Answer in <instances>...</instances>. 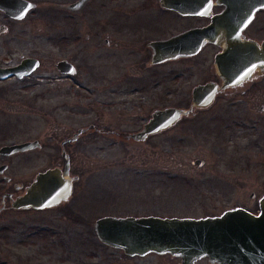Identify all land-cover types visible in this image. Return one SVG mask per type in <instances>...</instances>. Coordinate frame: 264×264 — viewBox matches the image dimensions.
Returning a JSON list of instances; mask_svg holds the SVG:
<instances>
[{"label": "rangeland", "instance_id": "rangeland-1", "mask_svg": "<svg viewBox=\"0 0 264 264\" xmlns=\"http://www.w3.org/2000/svg\"><path fill=\"white\" fill-rule=\"evenodd\" d=\"M36 2L38 9L0 36L1 66L16 65L25 57L39 60L29 77L0 81V147L25 140L57 146L91 124L138 130L156 109L188 107L191 88L181 64L147 68L144 59L140 63L103 44L104 15L98 10L93 23L85 8L67 21L57 12L55 0ZM62 59L75 64V75L57 71L55 65ZM224 111L223 103L214 109L215 114ZM201 116L179 119L159 134L156 150L139 144L125 151L116 143L106 145L102 136L95 143L104 146L101 152L78 148L74 158L84 176L67 203L55 208L13 210L7 199L3 205V194L20 193L15 184H25L52 165L46 163L53 151L36 149L31 162L23 154L14 156L3 173L10 182L0 175L1 264H149L148 259H129L102 245L95 238V220L146 214L195 217L252 204V192L264 193V142L249 145L246 115L236 117L244 125L236 133H231V114L221 132L214 125L206 137L199 130ZM196 159L204 164L196 168L191 164ZM86 170L93 174L92 182ZM62 209L81 221H71Z\"/></svg>", "mask_w": 264, "mask_h": 264}, {"label": "flooded vegetation", "instance_id": "flooded-vegetation-1", "mask_svg": "<svg viewBox=\"0 0 264 264\" xmlns=\"http://www.w3.org/2000/svg\"><path fill=\"white\" fill-rule=\"evenodd\" d=\"M24 1L34 4V7L30 8L23 19L38 9L40 2L36 1L41 0ZM79 1L55 0V7L57 12L61 11L62 17L67 21L70 18H76L78 11L85 8L87 20L89 23H93L95 10L101 12L104 15L101 16L100 26L104 30L101 39L103 44L111 48L112 51H118L123 56L138 58L140 63L144 59L147 62V68L168 64L182 65L184 75L188 77L187 86L191 88L190 97H186L188 107L185 110L189 112L182 118H194L197 114L202 115L199 119V130L205 137L208 130L214 125L218 131L223 129L222 127L226 126L227 121L230 120L231 114L233 115L232 121H234L231 133H236L238 128H244V125L237 122V118L243 114L247 116L245 130H248L250 136L249 145L258 146L262 141L264 142V0ZM76 4H79L77 8L70 9L72 5ZM20 20H15L0 10V36L7 35L13 25ZM76 36L74 34L73 38ZM177 38L181 40L178 45L181 49L176 51L166 49L165 52H156L159 43ZM159 55L169 56L170 59L160 64L153 63L154 56ZM67 61L75 68V72L72 74L75 75L77 67L71 61ZM8 65L10 64L3 67ZM197 86L207 88L203 98H207L208 95L212 96L206 105L196 106L193 103V89ZM205 101L207 102L206 99L202 100V102ZM219 103L225 104V111L222 115L214 113V109ZM244 105L245 108L242 107ZM243 108L244 111L240 113V109ZM209 113L211 116L207 117ZM150 117L138 130L99 129L91 124L89 130L79 128L72 137L60 140L57 146L56 142L48 144L38 142L39 145L33 149L6 156L0 154V166L6 165L8 170V164H12V159L16 155L23 154L31 162L32 152L36 149L42 151L45 147H49L53 151V154H47L48 161L46 163L52 165L34 173L32 177L25 180V184H15L16 187L19 186L18 189L14 187L15 190L20 193H7L11 197L6 195L1 202L4 205V200L7 199L11 205V199L21 195L38 173L53 168L64 171L66 164L69 165L67 178L72 181L71 186L74 188L75 183L84 176V169L76 165L80 163L75 160L74 152H77L78 148L84 150V147L87 151L97 149L101 152L104 146L101 149L95 146V143H99V136L103 137L106 145L116 143L125 151L128 147H135L139 144L156 150L157 136L169 131L172 126L149 134L143 140H136L133 137L142 131ZM27 141L37 140L22 142ZM11 144L15 143L4 145ZM191 164H194V161H191ZM3 173L0 175L3 176ZM87 175L88 181L92 182L93 174L91 172L87 174L86 170V177ZM3 178L10 182L9 177L3 176ZM251 199H253L252 204L247 206L235 204L218 213L182 217L196 220L221 218L226 213L239 211L252 219L251 224L246 227L249 231L247 240L203 243V246H210V249L207 251L205 249L204 253L198 257H195L194 252L186 258L171 253L159 255L150 253L141 257H129V259L145 261L148 259L149 264H264V217L262 218L261 210L264 193L257 195L252 192ZM66 203L67 201L59 206ZM139 216H151V214Z\"/></svg>", "mask_w": 264, "mask_h": 264}, {"label": "water", "instance_id": "water-1", "mask_svg": "<svg viewBox=\"0 0 264 264\" xmlns=\"http://www.w3.org/2000/svg\"><path fill=\"white\" fill-rule=\"evenodd\" d=\"M79 2H83L80 0ZM34 4L24 0H0V10L15 20L23 19L26 13L33 9ZM79 4L72 5L70 9L77 8ZM180 39H172L159 43L156 52L166 49L174 51L178 47ZM170 59L169 56H154L153 63L160 64ZM6 61V60H5ZM39 66L36 58H23L14 66H0V81L15 77L22 79L28 77ZM57 71L63 74H73L75 68L67 60H62L55 65ZM206 87L197 86L193 89V103L196 106L206 105L212 96L203 98ZM206 99L207 102H202ZM188 110L175 107L156 109L144 124L141 132L133 137L143 140L147 135L160 132L173 126L181 117L188 114ZM79 132H81L79 130ZM38 141H27L0 147L1 155H11L36 148ZM196 168L203 165L202 160L194 162ZM6 165L0 166V174L6 169ZM69 165H65L64 171L59 168L48 169L38 173L33 181L26 186L24 192L11 199V208L14 210H44L56 207L66 202L72 193V181L67 178ZM17 189L19 188L16 187ZM10 194H3L2 199ZM3 203V202H2ZM262 218L264 217V199L261 201ZM251 218L239 211L226 213L221 218L188 219V218H162L158 216L147 217H115L103 216L94 222L95 238L104 246L112 248L126 256H145L150 253L166 254L186 258L195 253V257L210 249L203 243L232 242L235 240H247L249 231L247 226L251 224ZM218 248V247H217ZM215 249V248H214Z\"/></svg>", "mask_w": 264, "mask_h": 264}, {"label": "trees", "instance_id": "trees-1", "mask_svg": "<svg viewBox=\"0 0 264 264\" xmlns=\"http://www.w3.org/2000/svg\"><path fill=\"white\" fill-rule=\"evenodd\" d=\"M62 212H63V214H65V215H66L71 221L73 220V222L78 223V222L81 221V218H80L78 215H75L74 213H71V211L68 212V209H67V210H66V209H62ZM53 233H54V232L49 233L51 237L54 236ZM53 238H54V237H53ZM54 239H57V238H54ZM1 262H2V261H1V259H0V264H1Z\"/></svg>", "mask_w": 264, "mask_h": 264}]
</instances>
